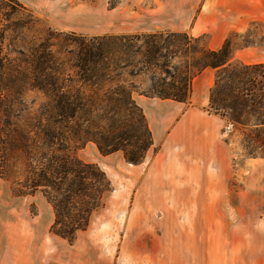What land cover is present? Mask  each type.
<instances>
[{"label":"rangeland","instance_id":"1","mask_svg":"<svg viewBox=\"0 0 264 264\" xmlns=\"http://www.w3.org/2000/svg\"><path fill=\"white\" fill-rule=\"evenodd\" d=\"M17 1L0 0V63H7L15 76L36 50L46 49L60 63L67 83L79 86L69 63L77 50L75 41L81 37H144L121 48L116 54L118 65L124 58L134 64L141 56L134 51L143 52L153 41L174 39L170 31L175 30L142 27L143 10L152 0H119L114 8H109L108 0ZM151 34L156 36L144 44ZM247 39L253 41L255 50L246 60L264 61V19L255 21ZM176 48L174 56H157L148 69L138 72L131 65L120 69L116 82L126 85L132 98L156 84L169 87L183 80L189 87V80L206 61L202 56L208 50L205 38L182 40ZM238 62L229 60V69L238 67ZM131 70L132 76L127 74ZM245 72L233 82L219 80L217 93H231L235 87L243 94L260 95L264 65L245 68ZM82 85L93 99L101 97L106 87ZM189 92L176 120L186 110ZM24 97L27 102L33 99L35 105L44 99L36 89L27 90ZM214 107L219 105L200 109L208 122L203 132H209L212 124L218 127L214 143L206 144L200 131L184 127L168 148L161 140L155 144L152 140L139 164L126 161L121 150L102 155L92 140L86 141L78 156L99 166L108 189L73 241L50 231L53 210L41 192L17 196L0 179V264H264V150L252 130H259L253 128L255 118L264 109L258 108L254 115L241 114V121L248 124L242 127L229 122L227 111ZM88 117L92 118L83 116ZM109 117L100 123L144 133L139 107L134 104L122 107L118 114L112 111ZM145 120L149 128L146 116Z\"/></svg>","mask_w":264,"mask_h":264},{"label":"trees","instance_id":"2","mask_svg":"<svg viewBox=\"0 0 264 264\" xmlns=\"http://www.w3.org/2000/svg\"><path fill=\"white\" fill-rule=\"evenodd\" d=\"M118 1L108 0L109 8L116 6ZM170 35L174 37L172 42L160 39L153 41L143 52L134 51L141 53L134 64L133 60L124 58L119 65L116 63V54L123 50L121 48L126 43L130 45L133 40L140 41L144 37L94 35L77 39V50L69 65L81 82L79 86L67 83L68 77L59 71L60 63L46 49L36 50L37 53L25 61L26 65L16 76L7 63H0V179L7 181L11 193L17 196L41 192L53 210L50 231L68 241H73L77 231L86 228L91 213L99 207L101 196L108 189L104 172L95 163L84 162L78 156V150L82 149L86 141L92 140L102 155L121 150L126 161L139 164L152 145L151 132L141 107L131 97L126 85L116 80L120 69L125 70L129 65L138 72L148 69L147 66L154 65L151 61L157 56H174L182 40H199V37L184 31H170ZM149 36L144 44L156 34ZM171 46L175 50L171 51ZM231 52L228 39L220 48L208 49L202 54L206 60L202 67L218 70L216 82L210 88L207 107L219 105V108L214 109L227 111L231 124L245 127L248 124L241 121V114L251 112L254 115V112L264 109L263 85L257 84L261 92L258 96L235 91V87L231 93H217V85L222 78L232 82L243 78L247 74L245 68L262 66L264 63L238 62V67L229 69ZM127 74L134 75L132 70ZM190 80L189 87L183 80H177L176 84L169 87L156 84L151 87V91L141 94L184 101L190 90ZM16 81L19 86L15 84ZM88 82L98 84L101 88L106 85L101 97L93 99L90 91V94L85 92L82 84ZM25 83L28 85L26 88ZM250 83L251 87L255 86L253 81ZM33 89L44 96L37 105L33 99L27 102L24 97L27 90ZM132 104L139 107L144 133L137 129L133 132L127 129L123 131L121 127L112 129L100 123L110 119L112 111L118 114L122 107L128 108ZM246 107H249V111H246ZM84 115L92 118H83ZM261 115H256L253 127H259V130H252L258 136L259 147L264 150V111Z\"/></svg>","mask_w":264,"mask_h":264},{"label":"crops","instance_id":"3","mask_svg":"<svg viewBox=\"0 0 264 264\" xmlns=\"http://www.w3.org/2000/svg\"><path fill=\"white\" fill-rule=\"evenodd\" d=\"M136 1L138 3L144 0ZM152 1V5L143 10L142 27L147 31H184L194 37H204L207 48L211 50L220 48L229 39L232 50L230 60L246 64L264 63L261 60H246L247 55L255 50L253 41L247 39V35L255 21L264 19V0ZM216 70L217 68L205 67L193 76L188 102L185 103L186 110L178 120L176 117L184 102L141 94L133 96L149 122L154 144L161 140L163 147H170L171 140L180 136L184 127L193 133L200 131L199 137L208 145L209 141L215 142L218 127L215 129L212 124L209 132H203L204 123L208 122L200 115V109L208 103ZM159 158L160 155L155 157L156 163Z\"/></svg>","mask_w":264,"mask_h":264}]
</instances>
